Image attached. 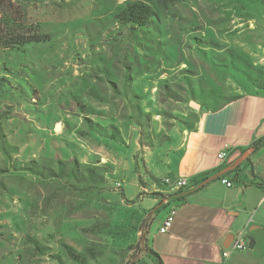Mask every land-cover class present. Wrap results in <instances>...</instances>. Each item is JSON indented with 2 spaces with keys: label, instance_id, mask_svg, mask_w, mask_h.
<instances>
[{
  "label": "rangeland",
  "instance_id": "rangeland-1",
  "mask_svg": "<svg viewBox=\"0 0 264 264\" xmlns=\"http://www.w3.org/2000/svg\"><path fill=\"white\" fill-rule=\"evenodd\" d=\"M127 1L0 0V264H158L148 230L165 207L142 158L173 141L156 129L258 78L264 0H143L157 11L147 44L119 28ZM15 35L45 39L5 49ZM59 161L111 171L98 185L39 174Z\"/></svg>",
  "mask_w": 264,
  "mask_h": 264
},
{
  "label": "crops",
  "instance_id": "crops-1",
  "mask_svg": "<svg viewBox=\"0 0 264 264\" xmlns=\"http://www.w3.org/2000/svg\"><path fill=\"white\" fill-rule=\"evenodd\" d=\"M262 59L252 71L258 78L241 73V90L235 99L219 108L206 106L208 110H202L204 105L192 106L197 111L192 118L180 116L183 120L156 129L169 130L166 136L173 141L156 157L142 158L154 181L150 193H156L165 207L158 225L148 230L152 255L159 256L163 264H264V241L258 234L264 236ZM149 145L139 156L152 152ZM223 150L228 153L221 159L218 154ZM165 177L185 178L188 184L173 187L163 182ZM222 177L233 185L224 184ZM173 208V225L161 232L160 226ZM240 231L248 236L249 247L224 257L229 234Z\"/></svg>",
  "mask_w": 264,
  "mask_h": 264
},
{
  "label": "trees",
  "instance_id": "trees-1",
  "mask_svg": "<svg viewBox=\"0 0 264 264\" xmlns=\"http://www.w3.org/2000/svg\"><path fill=\"white\" fill-rule=\"evenodd\" d=\"M175 1H180V0H158V2L162 6H166L169 3H172ZM115 19H117V22L119 23V28H121V29H122V27L127 28V32H122L124 35H128L131 37L133 34L140 32L142 35V39L146 44L151 43L152 41L156 42L155 38H152V35L155 32L154 24L156 23V20H157V11L153 7V5H151L150 3L143 1V0L127 1L126 4L121 7L119 12L116 13ZM119 33H121V32H119ZM117 36L118 35H116V38H115L116 42L114 43V45H116V44L119 45V49H120V46H123V45H122V43H119L120 39H118ZM148 38H149V40H148ZM44 39H45V37L40 36V35H32V36L15 35V36H11V37L7 38L5 41H2L1 45L4 46L5 49L13 48V47L16 48V47L24 46L30 42H35V41L38 42V41H42ZM143 41H142L141 45H143ZM129 46L131 48L133 45L129 44ZM152 47H154V45ZM242 59H246V58H242ZM187 79L189 81L190 78L187 77ZM236 97L237 96L230 97L227 102L231 101L232 99H235ZM227 102H225V103H227ZM225 103L218 105L215 108H219V107L223 106ZM202 105L210 107V105L207 104L206 102L203 103ZM129 118H131V116H129ZM86 120L89 122L90 127H93V128H95L97 126H99L101 128L103 127V126H101L100 123L93 120L92 118L86 117ZM77 161L78 160L76 159V162ZM58 163L60 164L58 170H56L53 167L47 168L44 165H40L39 170H38L39 174L43 177H50V178H56V177L58 178L61 175H72L79 182L91 181V182H94L95 185H98V184L102 183L101 182L102 180H104L103 183H105V181H106L105 174L107 172L111 171L109 165H106V167H102L99 170L95 171L94 169H92V167H87L84 169L81 167H78L81 164H73V162L71 164H64L62 161H59ZM33 164H34V162H33ZM17 169L35 171V167L30 166V165L29 166H22V167H19ZM45 169H49L47 174L45 173ZM99 171H103V173H101ZM149 251L153 254L155 253V252H153V250H151V248L149 249ZM74 252L75 251L71 252L74 257H76V258L82 257L81 254L74 253ZM155 260L158 264H163V262L159 258V256H155Z\"/></svg>",
  "mask_w": 264,
  "mask_h": 264
},
{
  "label": "built area",
  "instance_id": "built-area-1",
  "mask_svg": "<svg viewBox=\"0 0 264 264\" xmlns=\"http://www.w3.org/2000/svg\"><path fill=\"white\" fill-rule=\"evenodd\" d=\"M228 151L223 150L220 151L218 156L221 159H224L227 156ZM221 181L226 184L227 186H232L233 182L227 177H222ZM163 182L167 185L173 186V187H181V186H186L188 184V180L185 178L177 179L174 180L171 177H165L163 179ZM175 214H176V209L173 208L168 216L165 218L163 221L162 225L160 226V231L161 232H167L170 230L171 226L173 225V222L175 220ZM250 245V241L247 239L245 232L240 231L235 235L234 240L231 242L230 246L225 248L223 251V256L228 257L232 251H237V250H244L248 248Z\"/></svg>",
  "mask_w": 264,
  "mask_h": 264
},
{
  "label": "water",
  "instance_id": "water-1",
  "mask_svg": "<svg viewBox=\"0 0 264 264\" xmlns=\"http://www.w3.org/2000/svg\"><path fill=\"white\" fill-rule=\"evenodd\" d=\"M202 110H208V108L204 105L202 106ZM59 128V125H56V129ZM235 235L234 234H229L225 246L229 247V245L231 244L232 240L234 239Z\"/></svg>",
  "mask_w": 264,
  "mask_h": 264
}]
</instances>
